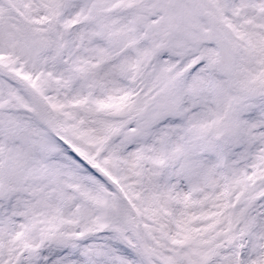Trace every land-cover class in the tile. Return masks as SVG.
Returning a JSON list of instances; mask_svg holds the SVG:
<instances>
[{
  "label": "snow or ice",
  "instance_id": "snow-or-ice-1",
  "mask_svg": "<svg viewBox=\"0 0 264 264\" xmlns=\"http://www.w3.org/2000/svg\"><path fill=\"white\" fill-rule=\"evenodd\" d=\"M0 264H264V0H0Z\"/></svg>",
  "mask_w": 264,
  "mask_h": 264
}]
</instances>
